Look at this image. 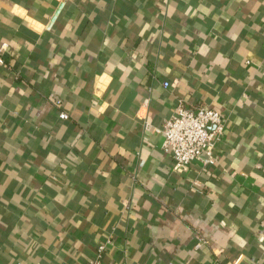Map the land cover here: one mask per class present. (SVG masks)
<instances>
[{"label": "crops", "instance_id": "0c3cea01", "mask_svg": "<svg viewBox=\"0 0 264 264\" xmlns=\"http://www.w3.org/2000/svg\"><path fill=\"white\" fill-rule=\"evenodd\" d=\"M2 44L0 264H264V0H0ZM178 104L215 166L172 170Z\"/></svg>", "mask_w": 264, "mask_h": 264}, {"label": "built area", "instance_id": "2783aa9c", "mask_svg": "<svg viewBox=\"0 0 264 264\" xmlns=\"http://www.w3.org/2000/svg\"><path fill=\"white\" fill-rule=\"evenodd\" d=\"M4 49H6V44L0 46V53ZM2 61L0 59V63ZM163 85L167 87L169 84L164 83ZM56 104L59 106L60 102L57 101ZM58 117L61 120H68V115L63 111L59 112ZM209 125L213 127L211 131L208 130ZM144 129L150 130L151 126L145 123ZM154 132L162 136V150L172 156L174 172H183L195 161L201 162L205 168L217 164V157L214 153L215 146L224 135V123L217 111L202 107L193 112L178 104L171 118ZM108 243L109 241L105 240L99 244L95 257L87 264H102V254ZM207 243L205 238L200 237L195 248L199 249ZM213 264L218 263L214 262Z\"/></svg>", "mask_w": 264, "mask_h": 264}]
</instances>
